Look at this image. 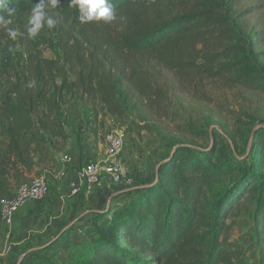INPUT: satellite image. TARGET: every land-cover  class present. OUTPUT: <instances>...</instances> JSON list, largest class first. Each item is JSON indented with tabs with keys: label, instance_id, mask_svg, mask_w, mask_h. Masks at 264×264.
<instances>
[{
	"label": "trees",
	"instance_id": "obj_1",
	"mask_svg": "<svg viewBox=\"0 0 264 264\" xmlns=\"http://www.w3.org/2000/svg\"><path fill=\"white\" fill-rule=\"evenodd\" d=\"M247 1L111 0L117 14L111 24H81L71 0L46 9L57 21L62 61L44 58L30 40L24 47L5 105L9 149L4 152L0 134V179L25 182L24 173L34 172L46 152H62L82 128L97 135L104 126L101 107L119 122L140 101L159 96L150 62L264 97V23L251 21L264 12V0L241 10ZM37 2L9 0L16 11L8 27L24 33ZM8 40L0 27V50ZM31 80L36 87H27ZM239 123L243 153L238 145L230 151L224 137L204 149L179 145L156 181L123 190L87 225L72 226L16 264H264V127L253 131ZM249 197L256 200L257 262L227 238L235 208ZM68 248L86 251L84 262L46 255Z\"/></svg>",
	"mask_w": 264,
	"mask_h": 264
},
{
	"label": "rangeland",
	"instance_id": "obj_2",
	"mask_svg": "<svg viewBox=\"0 0 264 264\" xmlns=\"http://www.w3.org/2000/svg\"><path fill=\"white\" fill-rule=\"evenodd\" d=\"M256 5H260V0L247 1L241 10ZM259 17L252 18L253 25L264 23V12ZM24 30L23 36L18 35L15 40L9 38L0 50V134L5 153L9 142L5 134L9 122L5 105L13 97L12 84L21 73L22 61L25 59L24 47L30 40L40 44L38 50L44 58L62 61L56 47L59 39L57 24L54 28H48L45 24L32 39L27 36L26 26ZM261 50L264 52V48ZM141 61L146 62L147 58H141ZM262 63L264 64V58ZM146 65L154 85L162 90L159 96L140 101L136 112L119 122H115L106 108L101 107L100 116L104 126L97 129V147L105 146L103 137L106 132L115 128H122L126 132L127 140L120 159L126 173L134 177L135 183L131 189L156 181L159 169L179 145L204 149L218 145L219 138L224 137L230 151L234 152L238 145V152L243 153L245 139H241L242 127L239 120L248 126H254L253 131L264 127V97L231 87L223 81H211L193 73H180L155 64L153 66L151 62ZM106 116L109 117L107 120ZM108 185L104 183L98 187L107 190L108 196L128 189L125 186ZM110 203L111 201H105L100 207L101 211ZM255 212L256 200L253 197L244 199L233 212L227 235L230 242L243 246L246 257L253 262L260 256L256 238L252 233ZM47 215L43 213L41 219L32 218L30 222L20 217L17 219L18 227L13 225L11 229L0 221V264L21 262L34 251L44 250L49 241L55 240L59 234L74 226L66 229L60 226L53 233L42 236L43 240L34 237L33 232L29 234L28 231L44 225ZM87 219L90 220V217ZM77 236L81 238L82 232H77ZM86 254V251L78 248L46 253L49 258L59 263L69 260L84 262Z\"/></svg>",
	"mask_w": 264,
	"mask_h": 264
},
{
	"label": "crops",
	"instance_id": "obj_3",
	"mask_svg": "<svg viewBox=\"0 0 264 264\" xmlns=\"http://www.w3.org/2000/svg\"><path fill=\"white\" fill-rule=\"evenodd\" d=\"M100 118L102 117L100 116ZM108 118L106 116V120ZM8 119L10 121V117ZM96 140L97 135L95 133L82 128L62 152H46L44 154V162L38 165L34 172L31 174L28 172L24 173L25 182L21 183L12 176L0 179V200L13 197L20 185L32 182L38 177H44L48 184L49 191L43 200L27 202L16 213L15 228L18 227L17 219H20V217H24L30 222L32 218L39 217L41 219L43 213L48 214L44 225L28 231L29 234L33 232L34 237H40L42 240V236L47 235L46 233H53L60 226L66 229L72 225L74 227L87 225L89 223L87 218L93 213L100 212V207L105 201L110 202L113 197L125 190L122 189L108 196L109 192L105 189L95 188L88 192L82 187V192L79 196L71 195V185L79 181V171L89 161H101L105 158L106 146L101 147L100 145L98 148ZM8 149L9 147L7 146V152ZM65 155L70 157V162L63 161ZM146 185L148 184L141 185V187Z\"/></svg>",
	"mask_w": 264,
	"mask_h": 264
},
{
	"label": "built area",
	"instance_id": "obj_4",
	"mask_svg": "<svg viewBox=\"0 0 264 264\" xmlns=\"http://www.w3.org/2000/svg\"><path fill=\"white\" fill-rule=\"evenodd\" d=\"M106 149L105 158L101 161H89L79 171V181L72 183L71 195L79 196L82 187L91 192L105 184L113 186L133 187L134 177L126 173L120 155L126 144V132L122 128H115L104 134ZM70 157L65 155L63 161L70 162ZM109 186V185H108ZM49 188L44 177H38L32 182L18 187L11 198L0 200L1 222L8 228L14 225L15 215L27 202H39L48 194Z\"/></svg>",
	"mask_w": 264,
	"mask_h": 264
},
{
	"label": "clouds",
	"instance_id": "obj_5",
	"mask_svg": "<svg viewBox=\"0 0 264 264\" xmlns=\"http://www.w3.org/2000/svg\"><path fill=\"white\" fill-rule=\"evenodd\" d=\"M8 4L9 0H0V10L5 13L0 14V27L7 31L10 39L15 40L18 35L23 36L25 33L8 27L12 24L11 17L16 11V9L8 7ZM71 5L78 9V20L81 24L101 21L105 24H111L117 20L116 10L111 0H71ZM59 6L60 0H38L37 3L33 4L26 24V33L29 39L35 38L45 24L48 28L56 26L57 21L47 14L46 9H56ZM27 87H36V81H29Z\"/></svg>",
	"mask_w": 264,
	"mask_h": 264
},
{
	"label": "water",
	"instance_id": "obj_6",
	"mask_svg": "<svg viewBox=\"0 0 264 264\" xmlns=\"http://www.w3.org/2000/svg\"><path fill=\"white\" fill-rule=\"evenodd\" d=\"M138 188H143V187H138ZM138 188H136V189H138Z\"/></svg>",
	"mask_w": 264,
	"mask_h": 264
}]
</instances>
